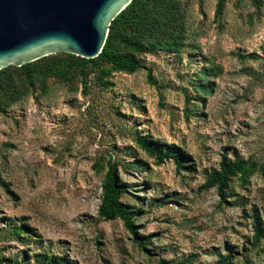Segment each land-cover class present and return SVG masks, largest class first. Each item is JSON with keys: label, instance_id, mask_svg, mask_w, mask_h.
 Returning <instances> with one entry per match:
<instances>
[{"label": "rangeland", "instance_id": "rangeland-1", "mask_svg": "<svg viewBox=\"0 0 264 264\" xmlns=\"http://www.w3.org/2000/svg\"><path fill=\"white\" fill-rule=\"evenodd\" d=\"M262 1L256 10L249 0H227L215 21L217 0H181L187 42L197 48L142 56L156 85L146 70L113 72L110 86L91 97L51 84L46 94L37 90L0 114L1 257L25 254L26 264L43 253L71 264H214L228 247L236 264H264V240L251 246L249 217L255 208L264 222V172L245 188L233 180L224 204L214 190L199 191L221 154L254 157L264 167ZM216 65L221 71L210 79L213 91L196 112V73ZM132 127L181 148L193 169L155 164L135 146ZM109 154L119 164H147L143 174L118 166V179L128 190L124 200L140 212L136 231L150 238L149 254L120 221L97 218ZM11 220L32 228L28 246L3 240Z\"/></svg>", "mask_w": 264, "mask_h": 264}, {"label": "trees", "instance_id": "trees-1", "mask_svg": "<svg viewBox=\"0 0 264 264\" xmlns=\"http://www.w3.org/2000/svg\"><path fill=\"white\" fill-rule=\"evenodd\" d=\"M227 0H217L214 11V20H220ZM254 9L262 7V0H249ZM181 0H132L110 23L105 43L100 54L94 59H84L71 54L58 53L41 58L21 67L9 66L0 70V114L26 96L40 90L46 94L51 84H60L77 91L83 96H92L96 91L106 90L110 84L108 78L113 72L132 75L146 70L147 78L152 85H156L150 72L141 59L144 55L154 53H169L179 56L183 50H195L197 47L187 42L186 20ZM240 60L254 59L253 55L243 56L236 54ZM220 66L202 68L196 73L197 80L193 88L197 95L192 99V108L199 112L203 109V100L213 91L214 84L211 78L218 75ZM75 83V84H74ZM187 104L191 98L185 94ZM188 113V111L186 110ZM131 138L141 152L155 159V164L172 162L177 171L190 172L193 168L188 161L189 155L181 148L167 145L153 140L152 137L141 135L134 127L130 130ZM101 160H104L102 157ZM107 170L101 184L100 202L97 207V218L102 222L120 221L125 231L132 237L139 250L149 254V237H138L135 221L140 212L135 205L124 200L128 194L126 186L118 179V166L129 173L143 174L147 164L141 160L119 164L107 155ZM94 168L102 170L101 163ZM264 167L256 158H230L221 154L218 167L206 171L204 182L199 187L200 192L214 190L219 203H227L231 197L230 185L237 180L242 187L249 185L255 174H262ZM146 179H148L146 177ZM253 229L252 247H257L264 240V222L254 208L250 214ZM3 240L17 242L28 246L35 237L32 228L24 221H7V231ZM232 248H225V254L217 253L214 264H236ZM244 252L248 251L243 249ZM26 255L11 260L1 257L3 264H26ZM33 264H71L63 259L53 257L47 253L32 256ZM29 264V263H28ZM158 264H163L158 261Z\"/></svg>", "mask_w": 264, "mask_h": 264}, {"label": "water", "instance_id": "water-1", "mask_svg": "<svg viewBox=\"0 0 264 264\" xmlns=\"http://www.w3.org/2000/svg\"><path fill=\"white\" fill-rule=\"evenodd\" d=\"M132 0H0V70L65 53L96 58Z\"/></svg>", "mask_w": 264, "mask_h": 264}]
</instances>
